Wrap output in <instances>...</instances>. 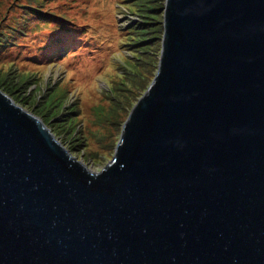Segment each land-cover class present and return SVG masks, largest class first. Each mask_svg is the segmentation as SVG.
<instances>
[{
	"label": "water",
	"instance_id": "obj_1",
	"mask_svg": "<svg viewBox=\"0 0 264 264\" xmlns=\"http://www.w3.org/2000/svg\"><path fill=\"white\" fill-rule=\"evenodd\" d=\"M160 26L100 171L0 90V264H264V0H163Z\"/></svg>",
	"mask_w": 264,
	"mask_h": 264
},
{
	"label": "rangeland",
	"instance_id": "obj_2",
	"mask_svg": "<svg viewBox=\"0 0 264 264\" xmlns=\"http://www.w3.org/2000/svg\"><path fill=\"white\" fill-rule=\"evenodd\" d=\"M162 4L0 0V90L100 171L157 75Z\"/></svg>",
	"mask_w": 264,
	"mask_h": 264
},
{
	"label": "trees",
	"instance_id": "obj_3",
	"mask_svg": "<svg viewBox=\"0 0 264 264\" xmlns=\"http://www.w3.org/2000/svg\"><path fill=\"white\" fill-rule=\"evenodd\" d=\"M69 38H72V39H73V42H74V38H73V36H70ZM73 42H69V44H72Z\"/></svg>",
	"mask_w": 264,
	"mask_h": 264
}]
</instances>
